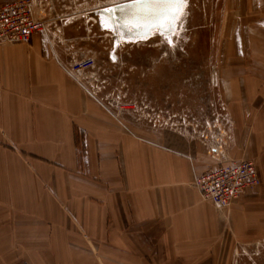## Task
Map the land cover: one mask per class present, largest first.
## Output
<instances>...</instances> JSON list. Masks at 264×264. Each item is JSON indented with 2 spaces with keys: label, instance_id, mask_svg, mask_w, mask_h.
<instances>
[{
  "label": "rangeland",
  "instance_id": "obj_1",
  "mask_svg": "<svg viewBox=\"0 0 264 264\" xmlns=\"http://www.w3.org/2000/svg\"><path fill=\"white\" fill-rule=\"evenodd\" d=\"M33 1L44 22V53L98 108L90 122L155 145L178 141L207 161L202 173L219 164L211 149L224 137L223 150L252 161L258 181L228 209L213 206L215 232L186 239L189 252H130L91 236L96 223L71 219L64 189L54 185L62 164L40 157L31 142L0 141V264H264V0H188L170 44L129 25L112 28L101 17L102 9L130 0ZM85 60L92 62L79 81L66 72ZM78 117L71 125L74 175L98 182L95 173L86 176L88 133ZM61 130L58 151H68ZM34 162L49 167L43 181Z\"/></svg>",
  "mask_w": 264,
  "mask_h": 264
},
{
  "label": "crops",
  "instance_id": "obj_2",
  "mask_svg": "<svg viewBox=\"0 0 264 264\" xmlns=\"http://www.w3.org/2000/svg\"><path fill=\"white\" fill-rule=\"evenodd\" d=\"M40 33L32 44L0 49V141L31 142L34 150L40 149L36 153L40 157L62 164V181L54 185L64 189L71 219L87 227L96 223L92 230L97 233L91 236L113 239L119 248L147 253L152 246L160 254L181 255L190 251L185 249L190 244L186 239L201 236L202 230L215 232L213 205L192 186L207 161L178 141L166 139L155 145L90 122L97 106L44 53ZM74 113L88 133L86 176L95 173L98 182L74 175L78 169L71 130ZM61 126L69 135L68 151L63 152L57 146L62 142ZM33 167L38 178L46 179V164L34 162Z\"/></svg>",
  "mask_w": 264,
  "mask_h": 264
},
{
  "label": "built area",
  "instance_id": "obj_3",
  "mask_svg": "<svg viewBox=\"0 0 264 264\" xmlns=\"http://www.w3.org/2000/svg\"><path fill=\"white\" fill-rule=\"evenodd\" d=\"M43 26L44 22L39 19L33 0H17L0 5V47L30 43L34 35L43 30ZM91 62H79L76 65L78 69H66V72L71 77L78 78L90 69ZM222 140L220 148L211 149L212 154L220 159L219 164L197 176L194 182V187L198 189L203 201L211 203L219 211L228 209L258 181L254 163L231 159L223 150V145L226 144L224 137Z\"/></svg>",
  "mask_w": 264,
  "mask_h": 264
},
{
  "label": "snow or ice",
  "instance_id": "obj_4",
  "mask_svg": "<svg viewBox=\"0 0 264 264\" xmlns=\"http://www.w3.org/2000/svg\"><path fill=\"white\" fill-rule=\"evenodd\" d=\"M187 4L188 0H133V5L140 11L158 17L155 22L137 24L135 29H143L146 35L156 33L167 39L174 32L173 25L182 19ZM167 42L170 44L171 40L167 39Z\"/></svg>",
  "mask_w": 264,
  "mask_h": 264
},
{
  "label": "water",
  "instance_id": "obj_5",
  "mask_svg": "<svg viewBox=\"0 0 264 264\" xmlns=\"http://www.w3.org/2000/svg\"><path fill=\"white\" fill-rule=\"evenodd\" d=\"M100 15L110 27L119 29L123 25L135 28L137 24H144L149 21L155 22L158 19V17L140 11L133 5V0L104 8L100 11ZM138 31L144 32L143 29Z\"/></svg>",
  "mask_w": 264,
  "mask_h": 264
},
{
  "label": "bare ground",
  "instance_id": "obj_6",
  "mask_svg": "<svg viewBox=\"0 0 264 264\" xmlns=\"http://www.w3.org/2000/svg\"><path fill=\"white\" fill-rule=\"evenodd\" d=\"M28 44V43H27ZM13 45H17V44H13ZM195 182V181H194ZM194 185V184H193Z\"/></svg>",
  "mask_w": 264,
  "mask_h": 264
}]
</instances>
